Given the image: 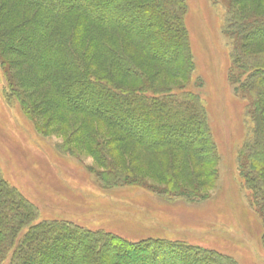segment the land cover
Listing matches in <instances>:
<instances>
[{
	"label": "trees",
	"instance_id": "trees-1",
	"mask_svg": "<svg viewBox=\"0 0 264 264\" xmlns=\"http://www.w3.org/2000/svg\"><path fill=\"white\" fill-rule=\"evenodd\" d=\"M218 2L234 39L232 67L247 72L241 82L232 75L250 122L239 171L264 226V0ZM184 6L183 0H0V66L12 94L32 114L56 109L79 116L73 140L94 145L105 185L143 186L135 164L146 157L170 197L190 198L200 185L196 165L212 160L214 144L194 97L158 83L185 79L192 68ZM36 91L40 99L28 104ZM197 174L209 176L205 169ZM34 210L0 177V264L6 252L8 264H237L184 242L131 241L64 220L18 232Z\"/></svg>",
	"mask_w": 264,
	"mask_h": 264
},
{
	"label": "rangeland",
	"instance_id": "rangeland-1",
	"mask_svg": "<svg viewBox=\"0 0 264 264\" xmlns=\"http://www.w3.org/2000/svg\"><path fill=\"white\" fill-rule=\"evenodd\" d=\"M183 2L192 68L185 79L158 83L172 94L194 97L214 144L207 156L212 160L194 170L200 184L194 195L170 197L146 157L135 164L142 167L143 186L99 182L103 168L96 148L73 140L81 118L56 109L40 115L25 111L0 66V177L35 206L18 232L44 220H64L131 241L163 238L226 254L237 264H264V226L239 171L238 151L250 125L248 101L239 88L247 72L232 67L234 39L218 0ZM39 92L26 97L27 103L37 102ZM105 159L111 162L107 154ZM202 169L208 177L197 174ZM176 181L184 184L183 178ZM9 258L6 252L1 264Z\"/></svg>",
	"mask_w": 264,
	"mask_h": 264
}]
</instances>
